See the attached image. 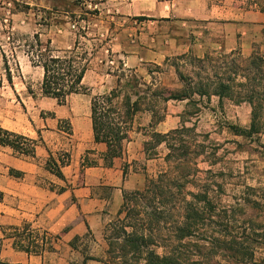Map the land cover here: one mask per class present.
I'll return each instance as SVG.
<instances>
[{"label": "crops", "instance_id": "crops-1", "mask_svg": "<svg viewBox=\"0 0 264 264\" xmlns=\"http://www.w3.org/2000/svg\"><path fill=\"white\" fill-rule=\"evenodd\" d=\"M85 1V10L100 8L123 27L112 39L111 51L132 66L161 64L180 55L203 57L209 50L239 51L248 59L256 45L264 53V13L242 11L230 0ZM75 8L79 6L75 4ZM21 24L25 26L26 21ZM40 40L50 47L56 43L48 34H41ZM43 77L44 69L32 64L23 46L11 57L0 51V127L41 141L35 159L17 157L0 145V241L2 253L6 251L2 257L17 264H71V257L79 253L71 247L73 240L89 233L96 238L102 235L107 213L116 214L123 193L140 189L144 180L134 171L124 175L117 162L120 158L113 167H105L107 146L94 140L89 106L80 110L72 105L64 110L66 106L43 97ZM148 120L151 123L152 118ZM64 121L70 123L71 135L63 132ZM65 139L71 143L67 151L70 164L61 169L65 177L61 180L46 164L50 154L59 157ZM128 142L125 154L130 155L131 163L141 149L138 141ZM87 156L94 157L95 165L83 168ZM11 170L23 173L24 178L11 176ZM62 188L65 191L60 193ZM24 224L31 225L38 240L44 236L54 251L39 256L16 251L14 240L8 237L14 233L9 232Z\"/></svg>", "mask_w": 264, "mask_h": 264}, {"label": "trees", "instance_id": "trees-1", "mask_svg": "<svg viewBox=\"0 0 264 264\" xmlns=\"http://www.w3.org/2000/svg\"><path fill=\"white\" fill-rule=\"evenodd\" d=\"M85 13L90 14L88 11ZM34 41L39 55L30 57L33 65L44 69L43 97L65 106L72 95H91L90 88L83 84L87 65L81 66L74 56H54L50 44L43 45L39 34L34 35ZM240 56L239 51H233L225 55L206 53L203 57L191 54L176 57L185 63L183 68L188 71L190 67V71L184 73L177 69L181 88L167 92V96L159 94V98L166 103L186 101L187 106L194 107L202 106L204 99L210 101L212 97L218 98L221 107L225 100L248 104L252 109L250 127L229 128L235 136L246 140L263 136L264 55H253L242 63L236 58ZM168 61L170 58L166 63ZM113 76L117 78L116 87L106 95L91 98L93 136L96 143L107 146V152L103 154L107 168L113 167L114 161L123 156L124 143L130 139L127 125L133 122L141 109L139 100H132V95L139 97L140 85L135 78L125 71L120 76ZM8 79L11 81L10 75ZM122 109L125 110L123 113ZM198 113L199 108H196L194 115ZM186 122L183 118L180 128L167 134H153L152 138L158 145H166L168 169L156 178H147L143 191L124 192V203L119 212V215L127 213L125 220L130 219V212L134 209L132 202L150 201L155 213L161 215L158 224H169L170 233L164 237L161 232L138 231L134 227L127 232L125 229L130 226H125L123 238L113 237L109 242V257L101 261L102 264H201L203 261L206 264H264V216L259 215L264 211V197L256 194V188L245 187L253 193L252 199L249 196L233 198L234 202L227 205L222 202L226 187L217 184L215 175L211 180L195 182L197 176L205 174L197 163L204 154V147L189 138L196 134V126L187 127ZM40 144L41 141L0 127V145L10 148L17 157L35 159L36 148ZM65 158L56 159L50 154L46 164V169L61 180H65L61 169L70 164L69 155ZM206 173L207 178L213 174L211 170ZM10 174L16 179L24 178L20 172L11 170ZM220 177L224 178L222 172ZM64 191L65 188L59 190L60 193ZM2 198L0 193V200ZM238 211L245 215L244 219H235ZM162 215H167L168 219ZM10 230L14 234L8 237L14 240L16 251L36 256L54 251L44 236L39 240L38 236H33L30 224ZM88 235L91 234L85 237ZM82 239L75 238L71 243L72 249L78 250L76 243ZM189 247L195 258L183 252H189ZM90 260L93 258L84 256L82 264ZM0 264H17L3 259L1 241Z\"/></svg>", "mask_w": 264, "mask_h": 264}, {"label": "rangeland", "instance_id": "rangeland-1", "mask_svg": "<svg viewBox=\"0 0 264 264\" xmlns=\"http://www.w3.org/2000/svg\"><path fill=\"white\" fill-rule=\"evenodd\" d=\"M230 1L242 11L264 13V0ZM85 2V0L76 2L72 0H0V51H6L11 57L15 55L16 50H19V47L23 46L26 52L37 57L39 52L33 36L48 34L56 40L55 46L50 47L54 55L74 56L78 58L77 62L81 66L87 65L88 71L84 85L90 88L91 95L71 96L64 110L72 105L78 106L80 110L82 107L85 109L89 106L91 110L92 97L106 95L116 87L117 78L111 77L115 74L120 76L125 71L128 76L135 78L140 85L139 97L132 95V100H139L141 109L133 122L127 125L130 132L128 141H138L141 152L136 155L135 160L132 159V162L128 163L130 155L127 152L125 154V148L127 149L129 143L127 141L124 143L123 156L117 162L126 169L127 174L134 171L144 182L140 189L125 192L143 191L147 178H156L168 169L165 161L168 153L166 145H158L152 137L154 133L167 134L180 128L184 118L187 121V127H192L193 124L196 126V134L190 135L189 138L195 139L204 147V154L197 159V163L199 170L205 174L197 176L195 182L202 183L205 179L211 180V177L215 175L214 180L217 184L220 183L226 187L222 202L227 205L240 197L249 196V199H252L253 193L247 191L245 187L256 188V194L264 197V135L255 137L253 140H246L235 136L229 128L231 126L249 128L252 120L251 107L248 104H236L230 100H225L221 107L216 97H212L210 101L204 99L203 105L198 107L187 106L186 101L164 102L159 98V94L163 93L167 96V92L181 88L177 69L185 73L190 71V67L186 71V67L183 68L185 63L175 59L178 56L171 57L170 61L167 63L164 61L161 64L137 66L128 64L125 59L117 57L111 51V41L123 27L117 23L116 19L108 18L111 15L101 12L100 8L91 7L85 10L83 5ZM75 4L79 6V9L75 8ZM81 8L84 10L82 11ZM86 11L90 14H86ZM23 13H29V15L26 16ZM22 21H26L25 26H22ZM207 53L229 54L219 50H209ZM253 55L261 56L264 53L256 45ZM236 58L239 63L249 59L242 56ZM122 81L124 84V77ZM121 100L122 97L120 102ZM54 102L57 103V101ZM196 108H199V113L194 115ZM124 111L122 109V113ZM150 117L152 118L151 123L148 120ZM62 129L66 135L72 134L68 121L63 122ZM63 143L59 157L64 160L69 155L67 151L71 143L67 139L63 140ZM89 158L87 156L82 164L87 166L95 164L91 161L94 157ZM210 170L213 174L207 178L206 171ZM81 172L83 175V170ZM221 172L224 178L220 177ZM82 178L83 176L81 180ZM243 193L244 196H242ZM123 203L124 193L122 205ZM122 205L116 214L107 213L102 235L96 238L89 233L90 236L76 243L79 253L71 257V264H82L84 256L93 258L87 261V264H102L101 261L109 257V242L113 237L123 238L125 226H130L125 229L127 232L134 227L138 231H152L155 234L161 232L164 237L170 233L169 224H158L157 220L161 215L155 213L150 201L132 202L134 209L130 212V219L126 220L127 213L119 215ZM259 215L264 216V211ZM162 216L168 219L167 215ZM244 216L238 211L235 219L241 220ZM13 233L9 232V234ZM188 249L190 253L187 250L183 252L195 258V255H191V248ZM2 256H6L5 250ZM201 264L206 263L203 261Z\"/></svg>", "mask_w": 264, "mask_h": 264}]
</instances>
